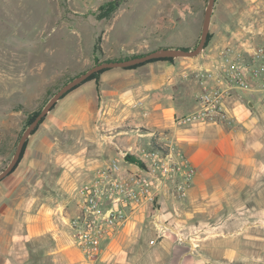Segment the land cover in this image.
<instances>
[{
  "label": "rangeland",
  "instance_id": "374dc122",
  "mask_svg": "<svg viewBox=\"0 0 264 264\" xmlns=\"http://www.w3.org/2000/svg\"><path fill=\"white\" fill-rule=\"evenodd\" d=\"M105 1L72 0L64 3L62 0H0V173L13 158L18 141L27 127L28 114L41 110L70 79L94 66L96 61L146 54L156 51L159 43L175 44L193 50L199 41L208 2L107 0L106 2L111 1V4L117 5L115 10L119 8L111 15L100 18L96 8L103 2L106 3ZM163 7L165 9L162 16L167 11L173 13L166 15L164 22L158 24L152 34L147 35L154 24L151 19ZM94 9L96 11L92 13ZM108 9L100 14L105 15ZM167 18L171 20L170 24ZM263 22L264 0H216L209 33L211 37L216 34L226 38L227 33L230 34L233 30L241 33L249 31L248 35L257 45L264 42V35L256 29L257 24ZM142 36L146 37L141 39ZM98 37L101 38L100 51H94ZM102 41L108 45L103 49ZM138 49L139 52H136ZM100 75L70 91L53 106L26 140L23 157L12 172L32 175L27 169H36V173L29 178H35L37 184L34 185L37 189L30 188V192L40 195L51 205L62 201L68 203L66 205L71 204L74 210L77 190L93 177L95 171L105 168L112 160H117L107 157L106 153H97L100 147L116 149L115 141L111 142L106 138L112 136L116 129V110H111L109 115L103 113L105 99L100 94ZM185 90L187 93L192 91L189 88ZM199 95L200 92L194 97L196 103ZM189 101L191 102L190 98L185 103L189 105ZM253 102L257 108L258 104L255 100ZM89 110L93 117V131L90 133L94 140L89 131L83 130L82 125L71 122L76 115L86 116ZM256 114L264 122L263 105L256 110ZM125 128L124 136L125 133L130 134L131 130H136L131 126ZM146 132V128L138 129L139 135ZM236 135H239L243 147V132L238 131ZM141 144H145L144 140L138 146L144 149L145 146ZM135 151L122 149L121 152L132 156L131 152ZM126 156L124 162L117 161L119 164L126 163L124 165L129 169L135 170L131 165L134 161L126 159ZM256 156L258 161H264V151ZM94 165L97 167L92 168ZM12 173L0 181V264H6V260L10 258L14 259L11 264H68L64 255L62 257L61 254L54 253L56 241L49 233L29 238L23 223H6V179ZM258 183L256 179L250 183L252 193L264 204V183L261 186ZM227 208L221 207L222 214L218 217L204 216L202 212H194V208L187 206L185 200L172 197L167 206L159 201L157 205L141 207L138 210L143 213L141 222L132 225L131 217L135 213L132 214L111 238L102 242H111L110 247L122 248L99 264H148V259L160 260L164 255H148L141 251L146 246L158 245L159 238L169 236L192 251L194 256L202 245L211 240L213 244L210 245L218 248L228 245L249 248V254L244 252L245 249L239 248L240 253L235 255L234 264H264V217L252 218L249 223H245V227L250 226L251 239L237 237L228 242V237L234 230L242 229L243 223L227 222L224 213ZM67 209L68 206L64 208ZM258 209L261 206L254 207V214ZM156 219L165 227L158 226ZM160 229L165 230V233L161 234ZM6 230L15 237L10 242L14 251L12 256H6ZM59 230L60 235H67L72 241L67 224ZM120 233H123L122 238L117 237ZM100 255L101 251L94 261ZM190 257H187L186 264H194L195 257L193 260Z\"/></svg>",
  "mask_w": 264,
  "mask_h": 264
},
{
  "label": "crops",
  "instance_id": "0c3cea01",
  "mask_svg": "<svg viewBox=\"0 0 264 264\" xmlns=\"http://www.w3.org/2000/svg\"><path fill=\"white\" fill-rule=\"evenodd\" d=\"M67 1L72 2V0ZM96 9L92 10V13ZM164 9L163 7L157 11L151 19L154 24L152 31L147 35L152 34L158 24L164 22L166 15L173 13L167 11L168 13L162 16ZM70 12L73 11L70 10ZM167 22L170 24L171 20L167 18ZM256 29L264 35V22L257 24ZM237 31L227 33L226 38L214 34L202 54L194 58L156 61L132 70L108 69L100 75V94L105 99L103 113L109 115L111 110H116L117 115L114 118L117 121L114 124L116 128L114 134L106 138L111 142L115 141L114 145L117 150L113 147H103L104 149L100 147L97 151L98 155L106 153L107 157L120 162L122 149L136 150L142 140L145 144L141 145L145 148L148 144L174 141L196 170L188 197L184 199L185 204L193 207L194 212H202V215L212 217L221 215V207L227 206L224 212L227 222L243 223V228L234 230L228 237V242L231 238L237 237L251 239L250 226L245 227V223H249L252 218L263 219L264 217V204L254 196L250 185L254 179L258 180L259 186L264 183V161L260 159L258 161L256 156L257 153L261 154L264 151V122L256 114V110L258 111L263 104L258 95L235 90L230 92L224 100V107L229 117L225 124L200 122L182 124L176 122L175 119L196 110L197 103L194 97L196 98L201 91L198 77L200 71L207 68L212 72L216 68L228 69L220 52L225 47H232V49L239 47L241 38L236 36ZM101 44L103 49L106 44L103 41ZM157 45L155 48L157 50L184 47H178L175 44L167 45V43ZM136 52H139V49ZM215 74L220 84L214 81L206 84L211 88L223 87L220 73L216 70ZM186 88L193 92L187 93ZM188 98L191 100L189 105L185 103ZM254 100L258 104L257 108L254 107ZM136 103L139 105L133 108V104ZM250 103L251 106H249ZM92 120V113L89 110L86 116L76 115L71 122L78 126L82 125L83 130L90 133L93 131ZM125 126H131L136 130H131L130 134L125 133L124 136ZM140 127L146 128V134H138ZM238 131L243 132L244 139L241 137L244 140L243 147L239 141V135H236ZM90 137L92 140L95 139L91 133ZM124 164L120 163L121 174L131 170ZM97 166L94 165L92 168ZM27 170H30L32 175L12 173L6 179V223L11 225L23 223L29 238L49 233L56 241L54 253L61 254L62 257L64 255L68 264H99L122 248L121 246L110 247L111 242H104L101 244V255L98 260H85L76 244L72 242L73 240L71 241L65 234V236L60 235L59 230L75 214V206L73 210L71 204L66 205L68 203L62 201L51 205L49 201L46 203L44 198L37 196L35 192L32 194L30 190L37 189L34 185L37 183L34 181L35 178L30 179L29 177L36 173V169ZM170 198L168 195H163L160 201L167 206ZM179 204L182 205L181 202ZM257 205L261 206V209L255 210L257 212L254 214V207ZM66 206L68 209L64 210ZM231 207L234 208L231 209ZM142 216L143 213L136 211L131 217L132 225L141 222ZM11 235L6 230V244L8 242L6 256H12L14 252L10 242L15 237ZM117 237L122 238L123 233ZM253 238L258 237L253 236ZM159 239L158 245L142 248L141 252L148 255H164L160 260L159 258L148 259V264H186L188 256H191L192 260L195 257L194 264H234L235 255L240 253V249H245L246 254L250 253L249 248L246 247L240 248L234 245L223 248L215 247L210 245L213 243L209 239L210 241L202 245L196 252L197 255L194 256L192 251L178 244L173 236ZM11 262H14L13 258L6 260V264H11Z\"/></svg>",
  "mask_w": 264,
  "mask_h": 264
},
{
  "label": "built area",
  "instance_id": "2783aa9c",
  "mask_svg": "<svg viewBox=\"0 0 264 264\" xmlns=\"http://www.w3.org/2000/svg\"><path fill=\"white\" fill-rule=\"evenodd\" d=\"M241 33L239 47H225L220 53L228 69H217L223 87H208L207 82L220 84L209 68L200 71V95L197 108L176 120L182 124L228 122L224 100L230 92L239 90L259 96L264 106V42L255 44ZM236 37V38H237ZM214 74V75H213ZM139 103L133 104V108ZM128 153H121V159ZM135 170L121 174V166L112 160L105 168L95 171L93 177L75 194V214L68 220L71 239L87 261H94L104 240L111 238L121 224L144 206L159 204L163 195L177 200L188 197L196 170L174 141L148 144L131 152ZM125 175V176H124ZM158 226H163L158 219ZM161 234L165 230L160 229Z\"/></svg>",
  "mask_w": 264,
  "mask_h": 264
},
{
  "label": "water",
  "instance_id": "95a60500",
  "mask_svg": "<svg viewBox=\"0 0 264 264\" xmlns=\"http://www.w3.org/2000/svg\"><path fill=\"white\" fill-rule=\"evenodd\" d=\"M216 0H208L207 6L204 12V20L202 23L201 28V34L199 37V41L196 45V47L193 50H183L181 48L176 49H168L163 48L156 51H152L149 53H146L144 55H141L139 57H134L127 60L122 61H111V62H101L98 63L91 68L87 69L86 71L82 72L78 76L72 78L70 81H68L66 84H64L59 90H57L53 96L47 101L45 106L41 109L39 114L36 116V118L26 127L24 132L22 133L15 153L13 155V158L9 165L0 173V181L4 179L13 169V167L16 165V163L19 160L20 154L22 152V148L24 146V143L28 139V137L31 135L32 131L39 125L41 120L47 115V113L52 109V107L69 91H71L76 86L80 85L82 82H84L88 77H90L92 74L97 73L101 70L105 69H115V68H127L133 65H138L141 63H145L150 60L154 59H161V58H194L197 57L204 49V45L206 42L207 35L209 33V27H210V21L213 11V5ZM251 106V103L249 104Z\"/></svg>",
  "mask_w": 264,
  "mask_h": 264
},
{
  "label": "trees",
  "instance_id": "16d2710c",
  "mask_svg": "<svg viewBox=\"0 0 264 264\" xmlns=\"http://www.w3.org/2000/svg\"><path fill=\"white\" fill-rule=\"evenodd\" d=\"M64 3L67 1V0H62ZM117 5L116 4H111V1H108V2H106V3H103L101 6H99L98 8H97V12L99 13V17L100 18H105V16H107V15H111L113 12H114V10H115V7H116ZM111 7V8H110ZM106 8H109L108 10H107V12H106V14L105 15H101L100 13H101V11H103L104 9H106ZM211 34L210 33H208V35H207V38H206V42H205V45H204V48H206L207 47V45L209 44V42H210V40H211ZM100 41H101V38L100 37H98L97 38V40H96V44H95V46H94V51H100ZM181 49H183V50H188V49H186V48H181ZM141 55H144V54H137V55H131V56H128V57H123V58H116V59H106V60H104V61H107V62H111V61H122V60H127V59H131V58H134V57H139V56H141ZM104 61H102V62H104ZM156 61H174V59H172V58H161V59H154V60H150V61H147V62H145V63H141V64H138V65H133V66H130V67H127V68H124V69H126V70H132V69H136V68H138V67H141V66H143V65H145V64H148V63H152V62H156ZM98 63H101V62H98V61H96V64H98ZM95 64V65H96ZM106 70H108V69H105V70H101V71H99V72H97V73H94V74H92L90 77H88L84 82H82L81 84H83V83H85V82H87V81H90V80H95V79H97V77L101 74V73H103L104 71H106ZM71 80V79H70ZM80 84V85H81ZM80 85H78V86H80ZM78 86H76L75 88H73L72 90H74V89H76ZM71 90V91H72ZM70 92V91H69ZM68 92V93H69ZM68 93H66L65 95H67ZM64 95V96H65ZM63 96V97H64ZM62 97V98H63ZM61 98V99H62ZM53 108V107H52ZM41 110H37V111H33V112H31L30 114H28V116H27V126L36 118V116L39 114V112H40ZM44 120V118L41 120V122ZM40 122V123H41ZM39 123V124H40ZM34 132V130L32 131V133ZM31 133V134H32ZM26 144H27V142H25L24 143V146H23V148H22V152H21V154H20V157H19V160H18V162L16 163V165L13 167V169H12V171L10 172V173H12L14 170H15V168L17 167V165H18V163L21 161V159H22V157H23V154H24V151H25V147H26ZM126 159H128V160H132V161H134V159H133V157L132 156H129V155H127L126 156ZM9 173V174H10Z\"/></svg>",
  "mask_w": 264,
  "mask_h": 264
}]
</instances>
